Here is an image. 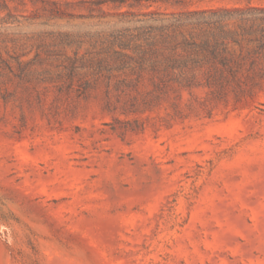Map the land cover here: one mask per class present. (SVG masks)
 <instances>
[{
	"label": "rangeland",
	"instance_id": "obj_1",
	"mask_svg": "<svg viewBox=\"0 0 264 264\" xmlns=\"http://www.w3.org/2000/svg\"><path fill=\"white\" fill-rule=\"evenodd\" d=\"M255 16L264 0H0V264H264Z\"/></svg>",
	"mask_w": 264,
	"mask_h": 264
},
{
	"label": "trees",
	"instance_id": "obj_2",
	"mask_svg": "<svg viewBox=\"0 0 264 264\" xmlns=\"http://www.w3.org/2000/svg\"><path fill=\"white\" fill-rule=\"evenodd\" d=\"M247 20L251 21L252 23L251 25L244 26L242 28L243 35L249 37V41L255 44L253 48L250 49L249 54L260 57L264 55V16H255L253 18L249 17ZM220 32L222 34H220L218 40L215 41V43H205L206 48L214 58H217L218 55L221 54L220 52L225 51V44L223 40L226 38V36L223 26L220 28ZM222 62H224V60H222Z\"/></svg>",
	"mask_w": 264,
	"mask_h": 264
}]
</instances>
